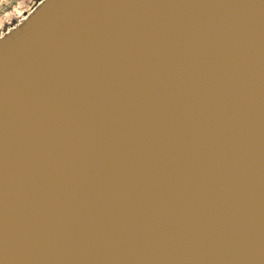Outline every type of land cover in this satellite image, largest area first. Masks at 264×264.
Returning <instances> with one entry per match:
<instances>
[{"label":"water","instance_id":"obj_1","mask_svg":"<svg viewBox=\"0 0 264 264\" xmlns=\"http://www.w3.org/2000/svg\"><path fill=\"white\" fill-rule=\"evenodd\" d=\"M0 264H264V0H41L5 31Z\"/></svg>","mask_w":264,"mask_h":264},{"label":"rangeland","instance_id":"obj_2","mask_svg":"<svg viewBox=\"0 0 264 264\" xmlns=\"http://www.w3.org/2000/svg\"><path fill=\"white\" fill-rule=\"evenodd\" d=\"M41 0H0V36L18 24Z\"/></svg>","mask_w":264,"mask_h":264}]
</instances>
